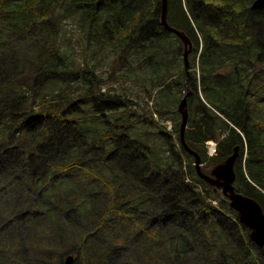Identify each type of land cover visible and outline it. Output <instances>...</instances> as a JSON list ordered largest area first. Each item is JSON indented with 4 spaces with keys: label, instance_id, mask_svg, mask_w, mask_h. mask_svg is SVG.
Here are the masks:
<instances>
[{
    "label": "trees",
    "instance_id": "1",
    "mask_svg": "<svg viewBox=\"0 0 264 264\" xmlns=\"http://www.w3.org/2000/svg\"><path fill=\"white\" fill-rule=\"evenodd\" d=\"M161 1L0 0V201L18 196L0 213V264L69 254L75 264H264L229 200L197 174L178 108L173 130L161 121L191 80L188 145L207 172L239 145L236 189L264 208V68L243 83L241 71L211 75L225 45L264 62V9L169 0V23L194 43L188 78ZM168 48L183 82L171 80Z\"/></svg>",
    "mask_w": 264,
    "mask_h": 264
},
{
    "label": "water",
    "instance_id": "2",
    "mask_svg": "<svg viewBox=\"0 0 264 264\" xmlns=\"http://www.w3.org/2000/svg\"><path fill=\"white\" fill-rule=\"evenodd\" d=\"M168 6L169 0L161 1V23L169 30L177 34L183 42L184 61L186 68L190 65V54L194 48V43L191 38L182 30L172 26L168 21ZM254 6L259 9H264V0H256ZM188 93L179 105V110L182 114V121L180 124V139L186 150L195 157L196 170L201 178L207 184L213 186L215 190L221 189L223 194L229 199L230 206L237 211L238 220L250 228V239L263 249L264 253V208L256 199L246 196L238 192L234 185L236 180V161L240 155V147L237 146L233 153L229 155L224 161L216 164L207 173L202 168L201 155L191 149L186 142L185 131L188 124L189 111H188ZM75 254H69L65 257V264H73Z\"/></svg>",
    "mask_w": 264,
    "mask_h": 264
},
{
    "label": "rangeland",
    "instance_id": "3",
    "mask_svg": "<svg viewBox=\"0 0 264 264\" xmlns=\"http://www.w3.org/2000/svg\"><path fill=\"white\" fill-rule=\"evenodd\" d=\"M77 46L81 47L80 44L76 43ZM220 46H217V48ZM227 48V49H224ZM248 52V51H247ZM245 51H241V49H238L237 45H225L223 47H220V53H219V63L218 65L213 69V71L211 72V75L213 76H221V75H226V74H233L236 71H241V73L243 74V76H241V79L243 80L242 83L244 82L245 79V75L246 70H248L250 72V77L253 76L256 78V72H259L261 70V68H264V62L262 60H260V58L258 57L257 59H252V61L247 62V61H243L245 59V53H247ZM201 53V52H200ZM119 54H117L118 56ZM229 55L230 59L228 60L226 57ZM200 56L201 54H199V61L195 63V67L193 68V70L197 73V80H198V91L200 96L204 99L203 96V88H202V84L200 81V76L202 75V63L200 62ZM166 59V63L165 65H167V67H170V61H175L178 63V65H174V67H172L171 70V74H173L172 76H174V78H172L171 80H178L180 82L185 81V77L183 78V73L181 71V67L179 66V62L181 60V57L179 54L175 53L172 49L168 48V51L166 53L165 56ZM191 66V65H190ZM103 67L105 68V70L103 71L104 75L107 76V73H105V71L108 70V68L110 67L106 65ZM191 70V67H190ZM209 79V77L207 78ZM239 79V78H237ZM181 84V83H180ZM188 84H189V88L192 90V84L193 82L191 80H188ZM131 85V83H130ZM116 86H118V83H116ZM250 93L249 95L253 92L252 87H250ZM236 91L241 92L240 88H237ZM243 92V91H242ZM132 93L134 94H140V96H145L144 94H142L139 91L138 86H135L133 88ZM194 92L192 91V94ZM186 94V93H185ZM259 97L262 99L261 102L264 101V97L260 96ZM151 99V98H150ZM157 102V97L156 94L155 96L151 99L150 104L152 105L153 103L155 104ZM177 107V102L174 104H171L170 106H168V111L166 112V114L164 116H162L161 121L164 125H166L168 127L169 130H173L174 128V124L175 122H177L179 120V114L176 110ZM158 114V113H157ZM181 115V114H180ZM181 118L178 122V125L180 124ZM206 147V144H205ZM207 149V147H206ZM11 200L9 202L7 196H3L2 200L0 201V213H4L5 210L2 211V209H6L7 208V204L10 203V205L13 207L14 205L11 204L14 202V200L18 197L17 195H10ZM63 235L65 237H68V234L66 232L63 233ZM76 258L73 262V264H75L76 259H77V255H75ZM24 264H33L31 260H23L22 261ZM65 264V263H64Z\"/></svg>",
    "mask_w": 264,
    "mask_h": 264
},
{
    "label": "bare ground",
    "instance_id": "4",
    "mask_svg": "<svg viewBox=\"0 0 264 264\" xmlns=\"http://www.w3.org/2000/svg\"><path fill=\"white\" fill-rule=\"evenodd\" d=\"M255 1H256V0H254V1H253V4H252V7H253V8H256V7L254 6V2H255ZM201 45H202V44H201ZM210 140H213V139H210ZM208 141H209V140H208ZM208 141H207V142H208ZM207 142H206V143H207ZM244 145H245L246 147H248L247 142H245ZM251 241H252V240H251ZM223 263H224V262H223Z\"/></svg>",
    "mask_w": 264,
    "mask_h": 264
},
{
    "label": "flooded vegetation",
    "instance_id": "5",
    "mask_svg": "<svg viewBox=\"0 0 264 264\" xmlns=\"http://www.w3.org/2000/svg\"><path fill=\"white\" fill-rule=\"evenodd\" d=\"M261 248V247H260ZM262 249V248H261ZM262 252H263V249H262ZM264 254V253H263Z\"/></svg>",
    "mask_w": 264,
    "mask_h": 264
}]
</instances>
